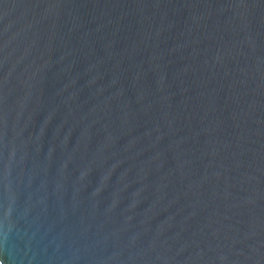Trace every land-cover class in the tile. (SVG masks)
<instances>
[{
    "label": "water",
    "instance_id": "1",
    "mask_svg": "<svg viewBox=\"0 0 264 264\" xmlns=\"http://www.w3.org/2000/svg\"><path fill=\"white\" fill-rule=\"evenodd\" d=\"M0 264H264V0H0Z\"/></svg>",
    "mask_w": 264,
    "mask_h": 264
}]
</instances>
